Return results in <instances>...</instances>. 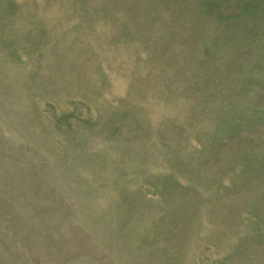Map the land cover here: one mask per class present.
<instances>
[{"label": "rangeland", "instance_id": "obj_1", "mask_svg": "<svg viewBox=\"0 0 264 264\" xmlns=\"http://www.w3.org/2000/svg\"><path fill=\"white\" fill-rule=\"evenodd\" d=\"M0 264H264V0H0Z\"/></svg>", "mask_w": 264, "mask_h": 264}]
</instances>
